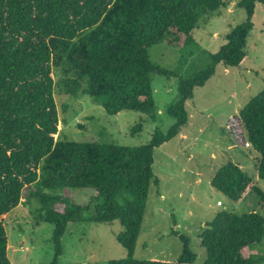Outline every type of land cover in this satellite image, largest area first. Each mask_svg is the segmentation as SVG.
Listing matches in <instances>:
<instances>
[{
	"label": "trees",
	"instance_id": "16d2710c",
	"mask_svg": "<svg viewBox=\"0 0 264 264\" xmlns=\"http://www.w3.org/2000/svg\"><path fill=\"white\" fill-rule=\"evenodd\" d=\"M258 3L264 0H242L246 20L231 28L217 53H205L202 68L182 75L199 50L193 32L220 13L224 0H0V264H12L4 217L27 191L41 204L40 219L54 225L51 264H60L62 238L75 222L121 225L117 241L127 256L109 264H195L190 240L181 236L177 262L135 259L149 190L160 184L154 154L180 135L188 123L187 103L217 66L243 63ZM159 44L179 51L175 71L152 63L149 50ZM155 73L178 78V99L168 108L175 123L166 134L157 129L139 147L56 139L61 124L56 89L74 98L90 96L111 116L132 111L154 120ZM238 121L260 156L257 172L264 180V93L240 111ZM211 185L235 203L253 189L264 208V191L232 162L217 171ZM65 188L91 189L95 195L80 205L54 193ZM201 242L204 264H264V254L255 253L264 242V216L218 212Z\"/></svg>",
	"mask_w": 264,
	"mask_h": 264
},
{
	"label": "rangeland",
	"instance_id": "374dc122",
	"mask_svg": "<svg viewBox=\"0 0 264 264\" xmlns=\"http://www.w3.org/2000/svg\"><path fill=\"white\" fill-rule=\"evenodd\" d=\"M224 1L220 13L193 32L199 50L189 65H184L182 75L202 68L207 61L205 53H217L226 44L225 36L231 28L246 20L245 10L239 7L242 0ZM253 23L243 63L239 67L218 65L206 85L195 89L193 99L186 105L189 117L182 130L188 134L187 139L179 135L155 151L153 171L160 184L159 187L152 185L149 190L135 250L136 260L177 262L183 249L181 236L190 240V248L196 255L195 264H204L207 260L201 242L204 223L211 222L221 211L235 215L261 212L264 216L260 198L253 189L235 203L211 185L217 171L232 162L241 166L253 179V184L264 191V180L257 172L260 156L248 145L247 133L238 121L240 111L264 93V5L261 3L256 4ZM149 56L152 63L164 70L175 71L179 67V51L167 44L152 47ZM54 77L57 81L61 75L56 72ZM152 87L154 120L132 111L111 116L90 96L74 98L56 89L61 120L56 139L139 147L149 143L157 129L166 134L175 123L168 108L178 99V78L155 73ZM233 144L237 149H229ZM198 178L201 184L197 183ZM54 193L72 198L80 205H87L95 195L91 189L65 188ZM40 208V202L30 199L27 191L21 205L4 217L12 264L52 263L54 225L40 219ZM175 222L180 228L172 234ZM121 232L118 222L112 225L71 223L62 238L64 253L60 264H109L123 260L127 252L117 241ZM255 253L264 254V242Z\"/></svg>",
	"mask_w": 264,
	"mask_h": 264
},
{
	"label": "crops",
	"instance_id": "0c3cea01",
	"mask_svg": "<svg viewBox=\"0 0 264 264\" xmlns=\"http://www.w3.org/2000/svg\"><path fill=\"white\" fill-rule=\"evenodd\" d=\"M187 106H188V103H187ZM187 135H188V134H187L186 132H183V131H182V132H181V134H180V136H181V138H182L183 140L187 139ZM232 148H234V149H237V148H235V147H234V144H233V145H231V146H229V149H232ZM240 167H241V166H240ZM197 183L201 184V182H200V179H199V178L197 179ZM213 189H214V188H213ZM161 197L163 198L164 196H163V195H161ZM219 203H220V202H219ZM219 203H218V204H219ZM206 224H207V223H204V224H203V225H204V227H206ZM174 225H175V226H174V228H175V229L172 231V234H173V232H174V231H176L177 229H179V228H180V225H179V224H177L176 222H175V224H174Z\"/></svg>",
	"mask_w": 264,
	"mask_h": 264
},
{
	"label": "built area",
	"instance_id": "2783aa9c",
	"mask_svg": "<svg viewBox=\"0 0 264 264\" xmlns=\"http://www.w3.org/2000/svg\"><path fill=\"white\" fill-rule=\"evenodd\" d=\"M249 146H251L250 144H248ZM219 205H221V203H219Z\"/></svg>",
	"mask_w": 264,
	"mask_h": 264
}]
</instances>
